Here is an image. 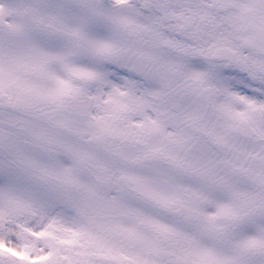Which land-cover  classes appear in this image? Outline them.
Instances as JSON below:
<instances>
[{
	"label": "snow or ice",
	"instance_id": "snow-or-ice-1",
	"mask_svg": "<svg viewBox=\"0 0 264 264\" xmlns=\"http://www.w3.org/2000/svg\"><path fill=\"white\" fill-rule=\"evenodd\" d=\"M0 264H264V0H0Z\"/></svg>",
	"mask_w": 264,
	"mask_h": 264
}]
</instances>
